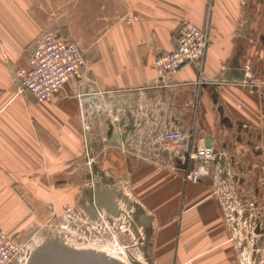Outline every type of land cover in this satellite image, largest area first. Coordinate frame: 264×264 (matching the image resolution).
<instances>
[{
	"label": "crops",
	"instance_id": "0c3cea01",
	"mask_svg": "<svg viewBox=\"0 0 264 264\" xmlns=\"http://www.w3.org/2000/svg\"><path fill=\"white\" fill-rule=\"evenodd\" d=\"M26 3L0 0V229H26L52 206L87 199L86 162L106 150L112 153L102 161L130 170L129 186L148 218L143 239L152 264H247L210 184L184 182L140 152L155 150L151 136L172 128H190L205 145L215 109L227 115L240 76L232 63L239 0H67L61 18L87 68L41 102L16 84L42 23ZM184 22L208 27L205 55L160 76L154 58L173 49ZM102 185L99 199L108 196Z\"/></svg>",
	"mask_w": 264,
	"mask_h": 264
},
{
	"label": "rangeland",
	"instance_id": "374dc122",
	"mask_svg": "<svg viewBox=\"0 0 264 264\" xmlns=\"http://www.w3.org/2000/svg\"><path fill=\"white\" fill-rule=\"evenodd\" d=\"M29 1L30 6L26 3V7L29 6L30 13L38 10L42 20L36 42L46 31L53 30L79 45V40L70 37L73 35L65 27L69 23L61 18L66 7H70L65 4L67 0ZM239 3L242 12L236 27L240 33L239 52L234 55L232 63L240 76L233 86L227 115H223V110L218 107V111L215 109L218 116L207 120L204 132L209 136L206 141H210L209 146L213 150L207 170L195 182L187 179L191 169L203 166L202 159L191 160L188 157V149L208 146L206 141L205 145L199 144L190 128L178 129L184 136L178 144L161 140L160 132L153 134L155 150L140 152L151 153L152 157L155 155L158 163H154L153 158L149 163L178 173L184 182L198 183L205 179L214 191L224 220L230 224L232 237L239 241V251H243L247 264H264V0H239ZM200 29L205 30L208 44V27ZM16 84L18 86L17 79ZM107 152L112 153L97 151L95 156H98L86 162L92 179L84 183L87 199L83 194L84 198L79 196L71 203L55 205L56 209L52 206L49 213L42 216L43 219L28 223L26 229L7 231V234L26 243L24 264H30L34 258L42 257L54 247L100 251L122 264H130L124 251L129 246L136 259L146 262L143 254L132 245L144 240V224L148 218L129 186L126 175L130 170L125 164L121 167L111 165V158L102 161L101 156ZM93 165L96 173H93ZM113 173L119 178L115 182L111 177ZM93 177L99 181L100 177L110 178L100 183L114 193L113 203L117 211L110 212L106 205L101 204L93 215L87 212L93 207L97 187V180Z\"/></svg>",
	"mask_w": 264,
	"mask_h": 264
},
{
	"label": "built area",
	"instance_id": "2783aa9c",
	"mask_svg": "<svg viewBox=\"0 0 264 264\" xmlns=\"http://www.w3.org/2000/svg\"><path fill=\"white\" fill-rule=\"evenodd\" d=\"M206 45L205 30L190 22L181 23L173 49L155 56V69L160 76L172 75L180 66L202 58ZM86 68V61L76 42L57 31H46L30 52L27 66L16 70L18 91L29 92L36 102L44 101L56 93L68 79L83 77ZM183 137L178 129H168L159 135L161 140L174 144L181 142ZM212 152L210 146L188 149L187 154L191 160L203 161L202 167H194L188 172V180L195 182L204 174ZM26 246L19 238L0 230V264H24Z\"/></svg>",
	"mask_w": 264,
	"mask_h": 264
},
{
	"label": "water",
	"instance_id": "95a60500",
	"mask_svg": "<svg viewBox=\"0 0 264 264\" xmlns=\"http://www.w3.org/2000/svg\"><path fill=\"white\" fill-rule=\"evenodd\" d=\"M206 145H210V141H206ZM93 173H96L95 166H92ZM101 180L95 183V186H98L100 182L105 179L104 177H100ZM104 194L107 192V197L105 199H99L97 196H100L98 188L94 192V197L92 200V208H89L87 211L89 214L93 215L95 208L100 207L103 200L105 205L110 209V212H115L114 205L111 203V190L106 188L104 189ZM99 193V194H98ZM102 193V192H101ZM149 243L147 240H142L138 244H133L132 246L136 247L146 259L148 264H152L148 247ZM125 255L130 264H146L139 259H136L134 255L129 251V246H126ZM30 264H122L119 261L109 257L103 252L94 251V250H83V249H73V248H65V247H54L52 251L43 254L40 258H34Z\"/></svg>",
	"mask_w": 264,
	"mask_h": 264
},
{
	"label": "bare ground",
	"instance_id": "6f19581e",
	"mask_svg": "<svg viewBox=\"0 0 264 264\" xmlns=\"http://www.w3.org/2000/svg\"><path fill=\"white\" fill-rule=\"evenodd\" d=\"M127 259V258H126ZM121 260V259H120ZM125 261H127V260H125Z\"/></svg>",
	"mask_w": 264,
	"mask_h": 264
}]
</instances>
